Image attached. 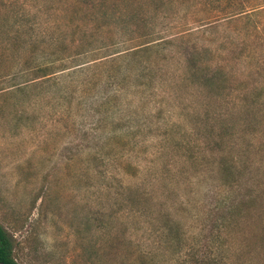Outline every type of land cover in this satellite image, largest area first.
<instances>
[{"label":"rangeland","instance_id":"374dc122","mask_svg":"<svg viewBox=\"0 0 264 264\" xmlns=\"http://www.w3.org/2000/svg\"><path fill=\"white\" fill-rule=\"evenodd\" d=\"M228 2L0 0V223L21 264H197L228 195L230 264H264V0ZM171 38L115 84L94 65ZM43 56L63 65L28 83Z\"/></svg>","mask_w":264,"mask_h":264},{"label":"trees","instance_id":"16d2710c","mask_svg":"<svg viewBox=\"0 0 264 264\" xmlns=\"http://www.w3.org/2000/svg\"><path fill=\"white\" fill-rule=\"evenodd\" d=\"M202 3L205 5V9H207L210 13L213 11L217 12L218 10L216 9L221 7L224 3L225 7H228L230 4L228 0H202ZM173 42L174 40L171 38L161 44H148L138 50H135L134 52H126L123 54H117V56L100 59L99 61H95L94 65L101 69L102 75H105L106 84L109 86L119 81L118 75L121 68L124 66L125 61H128V59L130 61H134L136 56H139L140 52H142L141 50L148 51L156 48L166 49L170 47V44ZM80 53L82 52H77L73 58L80 57V55H82ZM57 60L60 59H51L47 56H43L35 68L28 70L26 74L27 77L32 76L33 78L28 79L27 82L34 83V85L38 86L43 82L49 81L56 73V69L63 65L62 60H60V64H56ZM187 61L189 63V67H187V69L192 76L200 73L201 75L203 74L210 78H215L223 74L222 68L218 65H216L217 68H210L212 65H209V70L204 71L203 67H201L200 70L195 56L187 59ZM234 186L232 185V188H234ZM224 200L225 202L216 208L217 215L215 224L209 235V240L203 243L201 248L197 249V251L193 247L190 248L188 255H201V257L197 259V264H230L231 254L233 252L232 233L240 222L239 210L241 202L237 201V198L229 195L226 196ZM0 264H21L15 256L14 239L1 223Z\"/></svg>","mask_w":264,"mask_h":264}]
</instances>
